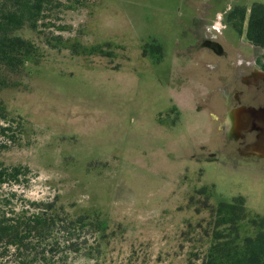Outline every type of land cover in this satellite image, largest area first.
<instances>
[{
	"label": "rangeland",
	"instance_id": "obj_1",
	"mask_svg": "<svg viewBox=\"0 0 264 264\" xmlns=\"http://www.w3.org/2000/svg\"><path fill=\"white\" fill-rule=\"evenodd\" d=\"M192 2L201 10L189 12L186 0H48L39 29L19 32L36 51L12 75L16 83L0 89L20 122L0 158L28 171L1 188L0 213L14 218L31 212L30 202L53 201L103 224L80 229L75 252L61 243L50 264H187L189 252L206 248L194 226L209 212L189 205L201 187L210 205L241 196L240 240L256 232L250 220L264 216V49L247 43L246 20L237 38L220 31L214 12L213 29H198L210 0ZM9 250L0 264L19 262Z\"/></svg>",
	"mask_w": 264,
	"mask_h": 264
},
{
	"label": "trees",
	"instance_id": "obj_2",
	"mask_svg": "<svg viewBox=\"0 0 264 264\" xmlns=\"http://www.w3.org/2000/svg\"><path fill=\"white\" fill-rule=\"evenodd\" d=\"M47 10L48 0H0V89L16 83L12 75L19 73L36 51L33 42L19 32L23 29L37 31ZM245 14L246 8L242 6L239 33L242 34V24L246 20V41L264 49V4L253 3L247 18ZM257 61L264 71V61ZM15 122L16 117L10 116L0 101V150L16 142ZM18 125L20 122H16L15 128ZM27 171L21 166L7 165L0 158V190L5 185L19 184L20 177ZM29 205L31 212L21 211L14 218L6 212L0 213V257L12 255L9 250L12 248L19 261L17 264H36L38 260L50 264L59 253L61 243V247L77 251L80 229L86 226L94 231L103 229L99 217L88 212H67L53 201L30 202ZM189 205L196 213L208 210L209 219L205 225L199 220L194 226L198 231L196 241H203L206 248L189 252L187 264H264V216L253 217L250 222L256 232L240 240L238 222L247 217L241 196L229 203L210 205L206 188L201 187L189 196ZM43 241H49L48 246L39 248Z\"/></svg>",
	"mask_w": 264,
	"mask_h": 264
},
{
	"label": "crops",
	"instance_id": "obj_3",
	"mask_svg": "<svg viewBox=\"0 0 264 264\" xmlns=\"http://www.w3.org/2000/svg\"><path fill=\"white\" fill-rule=\"evenodd\" d=\"M186 5L189 12L195 13V11L201 10V8L197 9V7L193 6L194 3L192 2V0H186ZM242 6L246 8V18H247L250 6L247 7L243 5L240 0H210V4L206 5L205 10L202 11L204 15L202 20L203 24L199 22L198 24H196V27H198V29L202 28L204 31L212 30L213 28L211 23L213 21L212 20L209 21L210 19L209 16L212 15V13L214 12V14L216 15L219 14L218 20L220 22V27H221L220 31H222L223 33L227 31L228 35L231 33L233 38H237L239 32L238 28L240 24L239 10ZM231 34L229 36H231ZM215 42L218 43L217 41Z\"/></svg>",
	"mask_w": 264,
	"mask_h": 264
},
{
	"label": "flooded vegetation",
	"instance_id": "obj_4",
	"mask_svg": "<svg viewBox=\"0 0 264 264\" xmlns=\"http://www.w3.org/2000/svg\"><path fill=\"white\" fill-rule=\"evenodd\" d=\"M205 45V46H209L210 48H212L213 50H215V52H218L219 54H223L224 52L220 49V45H218V43H216L214 40L212 39H208V38H203L201 41V45ZM260 68V66H259ZM260 70H262L260 68ZM263 71V70H262Z\"/></svg>",
	"mask_w": 264,
	"mask_h": 264
},
{
	"label": "water",
	"instance_id": "obj_5",
	"mask_svg": "<svg viewBox=\"0 0 264 264\" xmlns=\"http://www.w3.org/2000/svg\"><path fill=\"white\" fill-rule=\"evenodd\" d=\"M237 112H235V115L238 116L237 118L240 119V121H246V122H249L250 117L252 114L250 113H247V114H243V112L241 113L242 109H239V110H236ZM246 112V111H245ZM256 113V112H255ZM264 116V115H263ZM260 116L257 115L256 113V116L254 117V119L258 120ZM255 149V148H254Z\"/></svg>",
	"mask_w": 264,
	"mask_h": 264
}]
</instances>
